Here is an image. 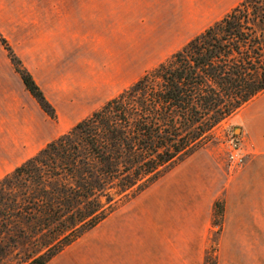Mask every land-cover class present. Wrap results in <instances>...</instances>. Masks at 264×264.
<instances>
[{"label":"trees","instance_id":"trees-1","mask_svg":"<svg viewBox=\"0 0 264 264\" xmlns=\"http://www.w3.org/2000/svg\"><path fill=\"white\" fill-rule=\"evenodd\" d=\"M0 44L53 119L31 75ZM263 91L264 0H244L0 180V264H49ZM204 264L215 258L206 254Z\"/></svg>","mask_w":264,"mask_h":264},{"label":"rangeland","instance_id":"rangeland-1","mask_svg":"<svg viewBox=\"0 0 264 264\" xmlns=\"http://www.w3.org/2000/svg\"><path fill=\"white\" fill-rule=\"evenodd\" d=\"M67 3L0 0V37L55 115L53 119L45 115L19 81L17 102L4 100L0 117V147L10 145L18 155L7 165L0 164V180L192 39L158 50L159 44L170 41L166 23L178 14L179 5H172L168 13L167 5L152 0H115L113 6H99L104 14L83 21L66 36L49 11L59 14ZM107 8L114 12L106 15ZM0 56L6 79L11 65L1 44ZM93 79L100 89L95 94L86 85ZM233 115L211 131L193 160H184L141 194L119 201L104 221L49 264H203L206 254L217 264L218 234L211 227L217 228L222 220L224 203L217 194L225 183L221 168L228 141L241 146ZM183 163V169L165 181ZM226 177L233 176L226 171Z\"/></svg>","mask_w":264,"mask_h":264},{"label":"crops","instance_id":"crops-1","mask_svg":"<svg viewBox=\"0 0 264 264\" xmlns=\"http://www.w3.org/2000/svg\"><path fill=\"white\" fill-rule=\"evenodd\" d=\"M152 1L154 4L167 5L168 13L172 12V5H179L178 14L167 19V23L165 20L167 37L170 41L166 44H159L160 48L157 49L162 51L179 46L183 38H194L199 35L244 0ZM66 2L68 6L60 10L59 14L53 10L49 12H53L57 17V24L58 21L61 24L58 25L60 31L62 33L65 31V35L70 36L74 27L80 28L83 21L91 20L100 12L103 13L99 6L104 4L113 6L115 0H66ZM112 12H114L113 9L107 8L105 14ZM1 58L2 56H0V117L4 113V100L7 102L16 100L17 102L20 81L11 63L6 71L7 78L4 79ZM94 82V79L86 82L91 94L100 90ZM76 95L79 97L81 93L78 92ZM233 123L239 131L237 139L241 143L245 164L229 179L226 177V159H224L223 170L221 168L225 183L224 187L219 188L217 194L224 203L222 220L217 228L211 227L213 230L216 229L218 234L217 264H264V91L234 113ZM9 141L10 144L13 143L11 138ZM16 150L10 145L8 149L0 147V164L5 166L17 158ZM191 160L193 157L186 161L189 163ZM185 164L178 166L171 176L165 178V181L176 176Z\"/></svg>","mask_w":264,"mask_h":264},{"label":"built area","instance_id":"built-area-1","mask_svg":"<svg viewBox=\"0 0 264 264\" xmlns=\"http://www.w3.org/2000/svg\"><path fill=\"white\" fill-rule=\"evenodd\" d=\"M226 171L229 177L240 171L245 164V157L240 144L236 140L228 141L225 152Z\"/></svg>","mask_w":264,"mask_h":264}]
</instances>
